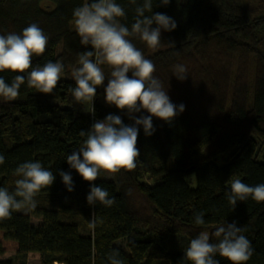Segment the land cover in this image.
<instances>
[{"label": "trees", "instance_id": "16d2710c", "mask_svg": "<svg viewBox=\"0 0 264 264\" xmlns=\"http://www.w3.org/2000/svg\"><path fill=\"white\" fill-rule=\"evenodd\" d=\"M85 2L90 0H0V34H19L38 24L49 40L45 53L33 56V67L59 61L65 69L51 94L25 82L16 100L0 99V154L5 157L0 187L13 190L15 169L28 161H39L55 175L54 183L35 197L34 210L16 211L0 221L3 237L18 244L13 257L3 258L0 238V264H28L32 252L40 255L41 264H110L116 249L122 264H191L184 258L191 239L201 231L211 236L232 220H238L254 249L246 264H264V202L249 198L232 209L227 199L233 179L250 186L264 183V0L254 10L243 0H170L167 5L152 0V14L173 18L176 28L161 30L155 51L137 37L130 39L155 64L153 75L167 94L176 91L171 102L185 110L170 123L153 116L151 136L137 125V167L121 169L113 179L101 171L93 182L66 159L87 138L80 132L108 114L119 115L126 125L135 121L126 109L106 103L111 71L106 65L94 114L87 111L91 106L85 112L75 105L69 91L75 87L71 72L79 66V55L92 50L80 44L73 25V10ZM116 2L126 13L121 23L131 29L135 7L143 0ZM177 64L187 69L183 81L173 74ZM18 74L26 75L5 70L0 77L11 83ZM133 115L150 114L141 109ZM60 171L71 174L73 191ZM92 184L107 190L115 203L89 205ZM140 197L147 203L137 204ZM200 212L202 226L194 222ZM33 217L40 223L34 225ZM93 219L94 230L89 227Z\"/></svg>", "mask_w": 264, "mask_h": 264}, {"label": "clouds", "instance_id": "9594fccd", "mask_svg": "<svg viewBox=\"0 0 264 264\" xmlns=\"http://www.w3.org/2000/svg\"><path fill=\"white\" fill-rule=\"evenodd\" d=\"M170 0H161L167 5ZM137 5V0H130ZM152 0H143L135 7L134 23L131 29L121 23L126 17L124 8L116 0H90L73 10V25L80 38V44L91 45V51H83L78 58V67L72 69L71 76L75 87L71 88L74 102L90 105L89 112L95 113L93 106L97 87L105 81L102 66L111 71L105 91V100L109 105L127 110L130 119L135 123L126 125L119 115L108 114L103 120H97L88 131H81L86 136L82 146L67 155L69 166L75 169L85 181L93 182L101 176V171L110 178L121 169L132 171L137 167L140 156L137 148L139 128L142 125L144 134L151 136L155 132L152 117L171 122L179 113L185 110V105L179 106L171 102L162 82L153 74L156 66L151 59L145 58L130 39L137 37L148 48L157 50L161 44V30L172 31L176 28L173 18L162 13L152 14ZM150 13V15H146ZM153 24L156 26L153 27ZM49 37L36 23L25 27L21 33L10 32L0 34V72L5 70L26 75H15L11 83L0 77V98L4 101H14L19 97L21 85L37 92L51 94L64 73V65L57 61H48L43 66L32 65L33 56L45 53ZM128 73H131L129 77ZM173 74L183 81L187 78V69L177 64ZM146 110L150 115L134 116V113ZM5 163V157L0 154V165ZM62 181L69 192L74 190L72 176L60 171ZM13 190L0 187V221L10 219L13 212H30L37 207L35 197L44 188H49L55 180L52 171L46 169L39 161H28L19 164L14 171ZM264 202V183L250 186L233 179L227 199L232 209L237 201ZM89 205L97 202L105 207L115 203V197L109 198L107 190L95 184L91 185L87 195ZM194 222L198 226L205 224L204 213L195 214ZM97 221L91 220L89 227L95 229ZM244 229L236 222L217 226L209 234L201 231L191 239L185 250L184 258L191 264H220L217 255L226 258L231 264H246L254 253L251 241L242 233ZM118 249L108 257L110 264H122L118 258Z\"/></svg>", "mask_w": 264, "mask_h": 264}, {"label": "rangeland", "instance_id": "374dc122", "mask_svg": "<svg viewBox=\"0 0 264 264\" xmlns=\"http://www.w3.org/2000/svg\"><path fill=\"white\" fill-rule=\"evenodd\" d=\"M260 1L261 0H243V2L248 5L250 10H254L256 5L261 4ZM253 13H256V12L253 11ZM175 93H176V91L175 92H169L170 100H173L175 98ZM0 99H2V98H0ZM75 105H81V104L77 103ZM89 107H90V105H81L80 106V108L83 109V110L87 109ZM85 112H87V111H85ZM105 177L108 178V179H111V178L113 179L114 178V176L109 178L106 173H105ZM192 178L193 177H191V179ZM187 180H190V177H188ZM136 202H137V204H141L142 203V205L147 203V202H145L143 197L137 198ZM142 207H144V206H141V210L143 209ZM237 221L238 220H232V222H236V224H237ZM32 222H33L34 225L38 224V223H40V219L33 217L32 218ZM0 238L2 240V244H3L4 249H5V253L3 254V258L13 257L16 254L17 250H18V244L15 241H12V240H6L3 237V233L1 232V230H0ZM28 264H41L40 255L38 253H35V252L30 253L29 256H28ZM55 264H58V263H55Z\"/></svg>", "mask_w": 264, "mask_h": 264}, {"label": "bare ground", "instance_id": "6f19581e", "mask_svg": "<svg viewBox=\"0 0 264 264\" xmlns=\"http://www.w3.org/2000/svg\"><path fill=\"white\" fill-rule=\"evenodd\" d=\"M58 264H61V263H58Z\"/></svg>", "mask_w": 264, "mask_h": 264}]
</instances>
